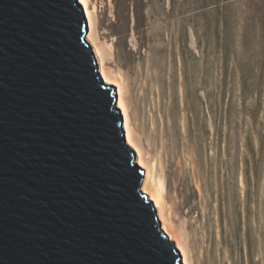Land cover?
I'll return each mask as SVG.
<instances>
[{
	"label": "water",
	"instance_id": "95a60500",
	"mask_svg": "<svg viewBox=\"0 0 264 264\" xmlns=\"http://www.w3.org/2000/svg\"><path fill=\"white\" fill-rule=\"evenodd\" d=\"M78 0H0V264H182Z\"/></svg>",
	"mask_w": 264,
	"mask_h": 264
},
{
	"label": "rangeland",
	"instance_id": "374dc122",
	"mask_svg": "<svg viewBox=\"0 0 264 264\" xmlns=\"http://www.w3.org/2000/svg\"><path fill=\"white\" fill-rule=\"evenodd\" d=\"M109 1L98 0L102 40L112 38L107 24L127 14L129 60L136 67L141 60L154 85L148 108L166 139L186 142L198 165L202 192L188 171L198 224L227 240L211 264H264V0L252 7L245 0H135L136 19L132 0ZM189 230L197 256L198 235Z\"/></svg>",
	"mask_w": 264,
	"mask_h": 264
},
{
	"label": "bare ground",
	"instance_id": "6f19581e",
	"mask_svg": "<svg viewBox=\"0 0 264 264\" xmlns=\"http://www.w3.org/2000/svg\"><path fill=\"white\" fill-rule=\"evenodd\" d=\"M78 1L84 5L88 21L86 37L95 52L98 70L106 84L115 85V92L118 96L116 104L121 109L124 118L126 142L135 151V161L145 170L142 189L153 200L161 227L180 249L182 264L213 263L216 260L213 253L216 245L227 240L224 237L221 240H214L212 231L207 228L206 222L198 224L200 214L195 215L196 205L191 203V197L195 193L188 185V171L191 168L202 192L198 165L186 153L188 150L186 142H169V139H166L163 129L159 128L158 118L152 109L148 108L151 105L150 100L154 85L152 86L148 67L144 66L141 60L137 67L133 66L129 60L130 55H135V53L131 54L132 52L127 48V35L129 33L127 14L116 15V18L107 24L105 34L112 35V38L105 36L102 40L98 27L100 22L98 0ZM132 1L134 4L132 11L134 19H136L140 3L135 0ZM109 2L118 4L116 0ZM114 41H117L122 48L123 53L119 60L116 56ZM139 58L141 59V57ZM130 72L134 74V77L130 76ZM132 83L136 84V101L139 103V112L138 114L137 111L134 113L137 114L135 118H133L131 106ZM143 135L146 137L145 145L142 142ZM176 220L179 222L178 226L175 224ZM190 228L195 230V235H198L200 242L197 256L192 254V249L188 243L187 236H190ZM219 249L220 247L217 248V250Z\"/></svg>",
	"mask_w": 264,
	"mask_h": 264
},
{
	"label": "snow or ice",
	"instance_id": "6c2138e0",
	"mask_svg": "<svg viewBox=\"0 0 264 264\" xmlns=\"http://www.w3.org/2000/svg\"><path fill=\"white\" fill-rule=\"evenodd\" d=\"M246 6L252 7V0H245Z\"/></svg>",
	"mask_w": 264,
	"mask_h": 264
}]
</instances>
